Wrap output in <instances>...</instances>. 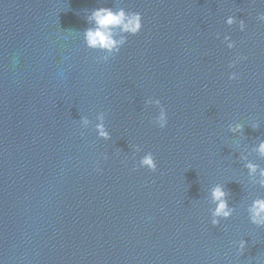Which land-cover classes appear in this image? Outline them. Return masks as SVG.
I'll use <instances>...</instances> for the list:
<instances>
[{
    "label": "water",
    "instance_id": "obj_1",
    "mask_svg": "<svg viewBox=\"0 0 264 264\" xmlns=\"http://www.w3.org/2000/svg\"><path fill=\"white\" fill-rule=\"evenodd\" d=\"M98 7L142 16L114 56L83 42ZM259 12L264 0H0V264H264L248 212L264 198ZM149 151L155 171L138 166ZM217 184L233 211L213 226Z\"/></svg>",
    "mask_w": 264,
    "mask_h": 264
},
{
    "label": "clouds",
    "instance_id": "obj_2",
    "mask_svg": "<svg viewBox=\"0 0 264 264\" xmlns=\"http://www.w3.org/2000/svg\"><path fill=\"white\" fill-rule=\"evenodd\" d=\"M257 19L260 22H264V12L257 13ZM87 20L91 22V26L87 27L82 32V38L85 47L93 50H99L107 53L109 56H114L119 53L121 47L126 43L129 35H136L142 28V16L138 11L126 12L123 8L113 10L110 7H98L93 8ZM227 25L232 26L237 24L239 29L243 31L246 27L243 19L237 20L236 17L229 15L224 21ZM223 41L228 49L235 47V42L230 38L229 35L223 36ZM105 60L108 56L104 57ZM237 59L242 60L245 57L241 56ZM237 61L233 60L229 62L228 67L232 68ZM239 74L237 72H229L228 79H238ZM145 104L155 105L158 108L157 114L152 118L154 123L159 128H165L168 123V116L166 109L161 104L158 98L149 97L145 100ZM102 119V118H101ZM83 125L89 123L88 119L81 117ZM242 125L236 123L230 126V130L233 132L242 131ZM97 134L99 137L108 139L109 132L103 126V123L96 124ZM134 153L140 152L141 147L139 145H133ZM257 151L264 155V140H260ZM138 166L141 168H147L150 171L156 170V162L153 154L145 152L140 156ZM250 173L257 171V165L251 162L246 163ZM258 183L264 186V169L259 171ZM227 193L224 190V186L217 184L211 189V198L215 203V207L211 210L210 223L215 226L220 223L221 219H227L232 214V207L228 204L226 199ZM250 222L254 225L264 227V198L255 199L252 201L248 208ZM245 241L239 240L236 244L237 251L242 252L244 250Z\"/></svg>",
    "mask_w": 264,
    "mask_h": 264
}]
</instances>
